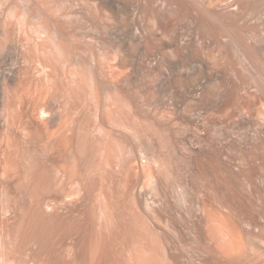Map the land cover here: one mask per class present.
<instances>
[{"label": "bare ground", "instance_id": "1", "mask_svg": "<svg viewBox=\"0 0 264 264\" xmlns=\"http://www.w3.org/2000/svg\"><path fill=\"white\" fill-rule=\"evenodd\" d=\"M17 192L1 227L88 223L102 264H264V0H0Z\"/></svg>", "mask_w": 264, "mask_h": 264}, {"label": "rangeland", "instance_id": "2", "mask_svg": "<svg viewBox=\"0 0 264 264\" xmlns=\"http://www.w3.org/2000/svg\"><path fill=\"white\" fill-rule=\"evenodd\" d=\"M110 190L114 196L120 195L121 183L112 182ZM146 191L150 194L148 188ZM22 198L26 202L25 209L22 207L24 205ZM35 201V197L28 198L17 192L16 199L10 195L0 198V210L10 211L9 217L13 219L28 218L34 214ZM62 215L68 219L75 218V214L65 210L62 211ZM77 223H62L59 227L54 226L50 229L0 226V264H102L99 258L102 259L103 253H106L104 256L109 254L111 258H115L113 249L109 247L110 242L103 240L90 224ZM77 225L82 228H76ZM85 236H88V239ZM105 264L113 263L108 261Z\"/></svg>", "mask_w": 264, "mask_h": 264}]
</instances>
